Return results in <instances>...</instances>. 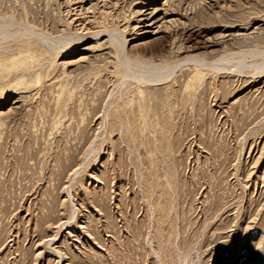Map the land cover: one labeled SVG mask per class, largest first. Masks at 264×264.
Masks as SVG:
<instances>
[{"label":"rangeland","instance_id":"rangeland-1","mask_svg":"<svg viewBox=\"0 0 264 264\" xmlns=\"http://www.w3.org/2000/svg\"><path fill=\"white\" fill-rule=\"evenodd\" d=\"M0 264H264V0H0Z\"/></svg>","mask_w":264,"mask_h":264},{"label":"bare ground","instance_id":"bare-ground-1","mask_svg":"<svg viewBox=\"0 0 264 264\" xmlns=\"http://www.w3.org/2000/svg\"><path fill=\"white\" fill-rule=\"evenodd\" d=\"M139 12V11H138ZM143 12V11H142ZM140 13V16H141V18H140V22H141V25H140V28L138 29V30H141V31H145L144 30V28L146 27V26H149V25H151V23H149V21H151L152 20V13L150 14H148V12L147 13ZM153 13H155V11L153 12ZM154 20V19H153ZM155 21V20H154ZM152 22V21H151ZM136 23V22H135ZM138 23V22H137ZM154 23V22H153ZM139 25V24H138ZM134 26H136V25H134ZM135 28V27H134ZM133 29V28H132ZM135 31V30H134ZM137 31V30H136ZM135 31V32H136ZM139 33V32H138ZM140 33H142V32H140Z\"/></svg>","mask_w":264,"mask_h":264}]
</instances>
